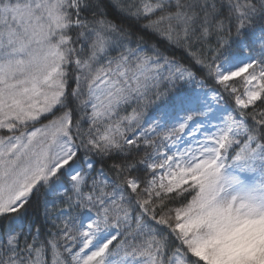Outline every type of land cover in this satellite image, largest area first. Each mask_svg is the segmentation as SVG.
<instances>
[{"label": "snow or ice", "instance_id": "6c2138e0", "mask_svg": "<svg viewBox=\"0 0 264 264\" xmlns=\"http://www.w3.org/2000/svg\"><path fill=\"white\" fill-rule=\"evenodd\" d=\"M0 264H264V0H0Z\"/></svg>", "mask_w": 264, "mask_h": 264}]
</instances>
